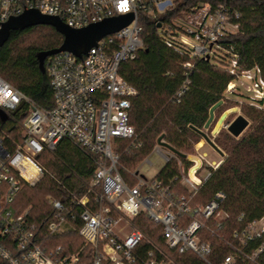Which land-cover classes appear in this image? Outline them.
<instances>
[{"label": "built area", "instance_id": "2783aa9c", "mask_svg": "<svg viewBox=\"0 0 264 264\" xmlns=\"http://www.w3.org/2000/svg\"><path fill=\"white\" fill-rule=\"evenodd\" d=\"M180 1L0 0V29L8 20L27 11L56 17L73 29L116 16H133L127 26L104 36L86 55L77 57L64 51L46 58L45 71L53 96L51 109L39 107L0 78L1 113L23 118L19 141L0 130V261L3 264H167V254L156 244L140 251L144 236L133 224L140 215L161 226L166 248L178 254H194L210 264L208 256L212 247L202 241L200 233L208 221L220 225L227 218L221 210L225 195L215 193L204 205L193 206L190 199L219 167L224 155L218 161L209 160L206 152H200L202 146L196 144V155L179 158L157 143L152 151L165 164L176 161L178 173L148 179L135 170L131 173L134 184L129 185L120 172L117 151L119 142L135 136L129 120L137 91L121 77L119 69L123 63L135 60L143 47L138 15L145 13L156 18ZM158 24L157 34L166 47L185 50L191 60L212 58L227 63L234 79L226 86L224 100L245 90L251 94L248 105L264 109V79L260 69L255 66L238 72V52L233 45L222 44L224 39L241 31L239 13L225 3L214 6L200 2L181 18ZM190 63L183 67L189 69ZM188 85L185 79L174 95L175 103L186 94ZM214 120L213 116L210 126ZM228 126L222 127L227 130ZM209 127L200 130L214 144L206 134ZM6 140L12 143L13 150L8 149ZM63 140L90 156L95 168L88 178H79L84 185L80 195L61 186V198L48 197L52 211L36 223L28 214L29 209L17 214L14 204L25 187L35 186L43 177L38 155L54 151ZM184 160L191 164L186 167ZM146 162L151 165L148 159ZM241 218L242 215L238 219ZM76 222L80 223L77 232L82 246L67 252L63 245H54L55 238L75 230ZM233 238L238 246L234 248L236 251L247 241L262 239L256 252L246 255L252 260L264 246V216L249 222L243 230L234 231ZM233 262L234 256L228 255L219 264Z\"/></svg>", "mask_w": 264, "mask_h": 264}, {"label": "trees", "instance_id": "16d2710c", "mask_svg": "<svg viewBox=\"0 0 264 264\" xmlns=\"http://www.w3.org/2000/svg\"><path fill=\"white\" fill-rule=\"evenodd\" d=\"M200 2L214 6L225 3L239 13L241 31L224 39L222 44L233 45L238 52V72L256 66L264 79V0H182L156 18L140 13L143 47L135 60L123 63L119 69L121 77L137 91L131 102L129 120L135 136L119 142L117 147L121 159L120 172L129 185L134 184L132 171L152 152L159 139L181 158L180 155H184L181 151L191 148L201 138L194 129L204 127L210 108L221 102L217 108L220 109L228 101L223 99L225 89L234 78L228 72L227 63L212 58L208 61L191 60L185 50L166 47L157 34L159 22L168 24L181 18L191 6ZM62 40L63 37L48 25L11 30L0 47V78L39 107L51 109L52 90L46 71L43 73L40 69L38 57L58 48ZM187 62H191L189 69L183 67ZM185 79L189 81V89L175 103L174 95ZM242 110L244 117L251 121L249 131L238 139L226 132L216 138L215 143L225 157L200 191L190 199L193 206L204 205L215 193L225 195L221 210L227 218L220 225L213 220L208 221L206 229L200 233L202 241L209 242L212 247L208 256L210 264H219L228 255L234 256L232 264H264V246L252 260L246 258L262 245V239L247 241L239 251L234 249L238 246L233 232L243 230L249 222L264 216V109L244 105ZM2 114L0 111V130L19 141L23 118L17 114H3L6 119L2 122ZM6 143L8 149L13 150L12 143L7 140ZM37 160L43 167V177L35 186L23 189L14 208L17 214L29 209L31 220L40 223L52 211L47 198H61L63 186L80 195L84 185L79 178H88L95 167L90 156L66 140L52 152L43 151ZM190 164L185 161L186 167ZM176 173V161L172 160L156 176L169 177ZM179 192L187 196L183 189ZM79 224L76 222L75 230L55 238L53 244L63 245L67 252L79 249L83 243L77 232ZM133 224L144 236L140 251L144 252L150 244H156L167 254V264H207L194 254H178L166 248L162 242L161 226L145 216L136 217Z\"/></svg>", "mask_w": 264, "mask_h": 264}, {"label": "water", "instance_id": "95a60500", "mask_svg": "<svg viewBox=\"0 0 264 264\" xmlns=\"http://www.w3.org/2000/svg\"><path fill=\"white\" fill-rule=\"evenodd\" d=\"M133 16L131 14L116 16L113 18L105 19L104 21L96 24L88 25L81 29H73L65 25L58 18L52 16H44L37 11H27L19 17L11 18L4 23L0 29V47L5 43L9 36V32L13 29H24L34 25H48L53 27L62 37L61 45L53 50L43 52L39 55V66L43 73H45L44 62L45 59L51 55L59 52H70L77 57L86 55L89 49L102 39L104 36L115 33L127 26ZM160 24L157 25V28ZM221 105L218 102L216 105L210 108L209 117L204 125V129H207L213 121L214 111ZM21 105L17 108V110ZM15 112H13L14 114ZM3 114L1 115L2 122L5 121ZM249 123L243 116H237L227 127V132L234 138H238L242 132L248 127ZM200 137H203L205 142L217 153L223 155L222 152L208 139V137L198 129H194ZM158 144L168 149V146L158 140ZM170 150V149H169ZM172 151V150H170ZM174 152V151H172ZM175 153V152H174ZM177 154V153H176ZM184 158L185 155H180Z\"/></svg>", "mask_w": 264, "mask_h": 264}, {"label": "rangeland", "instance_id": "374dc122", "mask_svg": "<svg viewBox=\"0 0 264 264\" xmlns=\"http://www.w3.org/2000/svg\"><path fill=\"white\" fill-rule=\"evenodd\" d=\"M229 97L230 99H225L228 101L220 109L214 111L215 120L206 132V134L213 140L215 145H216L215 140L218 136H220V134H223L225 132L228 133L227 130L224 129L222 126L227 124L229 125L239 115L244 117L242 107L244 105H248L247 100L251 97V94L249 92H246L245 90H241V93L239 95L234 94V95H230ZM248 123H249L248 127L242 132V134L238 138H240L243 134L249 131L251 126V121L248 120ZM238 138H234V139H238ZM199 142L202 143L200 145L202 146L200 152L202 151L206 152L209 160L218 161L221 158L222 155L214 151L209 145L205 143L204 139L202 138H200L196 143H193L191 148L187 150H182L181 153L187 156L196 155L197 152L195 151V148H196V144H198ZM218 149L223 153L224 155L223 159H224L225 153L219 147ZM146 159H148L151 162V165H149L146 162ZM164 165L165 162L161 160V158H159V156L154 151H152L143 161L137 164L135 170L139 171V173L145 176L146 178L151 179L159 173V171L163 168Z\"/></svg>", "mask_w": 264, "mask_h": 264}, {"label": "bare ground", "instance_id": "6f19581e", "mask_svg": "<svg viewBox=\"0 0 264 264\" xmlns=\"http://www.w3.org/2000/svg\"><path fill=\"white\" fill-rule=\"evenodd\" d=\"M201 144H202V143H201V142H199V143H198V146H200Z\"/></svg>", "mask_w": 264, "mask_h": 264}]
</instances>
